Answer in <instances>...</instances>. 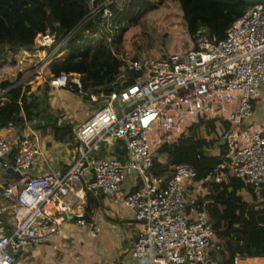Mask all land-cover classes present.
Wrapping results in <instances>:
<instances>
[{"label":"built area","instance_id":"obj_1","mask_svg":"<svg viewBox=\"0 0 264 264\" xmlns=\"http://www.w3.org/2000/svg\"><path fill=\"white\" fill-rule=\"evenodd\" d=\"M113 4V0L99 4L90 0L86 22L109 21ZM70 36L59 41L57 32L40 33L35 47L42 59L34 62L32 76L40 63H53L67 54ZM196 42L198 50L187 53L126 61L113 83L121 89L110 95L83 92L80 74L50 75L46 82L51 89L74 85L99 105L85 123L73 127L76 145L63 176L32 175L39 155L36 140L20 135L14 122L3 128L14 134L0 137V202L10 204L15 222L10 231L0 219V264H20L23 253L50 241L64 222L89 225L78 210L85 203V192L111 196L135 212L141 230L132 248L134 259L145 264L220 263L224 241L213 227L214 200L208 198L209 192L235 178L244 182L246 188L239 194L248 193L251 198L246 202L256 211L264 200V120L254 119L264 93V4L251 6L231 25L225 39L200 30ZM128 72L139 74L130 84ZM0 102H8L4 93ZM208 121L220 127L227 122L231 129L220 139L214 137L224 149L219 164L205 178L199 180L190 164L170 166L164 175L154 173V159L163 146L178 144L192 129L201 138L199 130ZM37 124L36 118L24 116V126ZM115 141L125 143V162L99 156L104 144ZM13 146L9 167L21 178L4 181L5 160ZM130 172L139 185L127 192L123 184ZM91 233L96 236L98 227L92 226Z\"/></svg>","mask_w":264,"mask_h":264},{"label":"trees","instance_id":"obj_2","mask_svg":"<svg viewBox=\"0 0 264 264\" xmlns=\"http://www.w3.org/2000/svg\"><path fill=\"white\" fill-rule=\"evenodd\" d=\"M89 1L0 0V95L4 93L8 98L5 104L1 105L0 102V130L10 122L19 128L24 127V116L39 120L40 111H44L42 105L48 101V96H39L33 86L21 83L23 56L37 51L35 40L42 32H57L59 41L71 35L67 41V54L52 64L51 72L54 76L63 73L82 75L83 92L88 94L110 95L121 89L113 83L121 74L120 68L126 60L108 57L103 62L94 61L97 57L95 52L104 51V48H94L87 43L95 38L92 35H95L98 28L92 20L86 22L91 11ZM104 1L94 0L97 4ZM120 1L113 0L114 14L117 12L115 2L118 4ZM250 8L242 0H160L156 4L150 3L142 16L152 45L159 54V57L152 59L161 60L198 50L196 34L200 30H205L207 35L217 37L218 40L225 39L231 25ZM86 31H91L89 39L85 41L78 38L81 32L85 34ZM122 32L124 37L129 31ZM144 59L132 57L129 60ZM138 76L137 73L128 72V83H133ZM71 86L73 92L82 94L77 87ZM57 124L58 118L51 128L55 139L64 140L66 136L73 135L71 127L59 128ZM202 124L219 139L225 131L231 129L227 122L222 123V127L216 121ZM214 144V140L196 137L192 129L178 144L165 145L159 150L154 159L153 171L164 175L169 172L170 166L190 164L197 171V178L203 179L220 162V155L210 151ZM219 147L222 153L224 146L221 144ZM104 154L101 151L99 156L105 157ZM126 155L125 143L117 141L114 156L125 162ZM244 188L246 186L243 181L232 178L228 184L215 185L208 194V198L214 200L210 209L214 230L217 237L224 241L219 264H242V260L248 258L254 260L244 264H256L262 259L255 258H264V200L256 211L239 195V191ZM248 189L253 192L251 188Z\"/></svg>","mask_w":264,"mask_h":264},{"label":"crops","instance_id":"obj_3","mask_svg":"<svg viewBox=\"0 0 264 264\" xmlns=\"http://www.w3.org/2000/svg\"><path fill=\"white\" fill-rule=\"evenodd\" d=\"M25 55L26 58L21 65L23 72L21 83L25 86H33L39 96L46 94L48 101L42 105L44 111H40L39 120L36 118L38 124L20 127L17 132L20 135L31 137L38 144L39 155L36 156L31 168L32 175L63 176L71 166L76 140L73 135L66 136L64 140L55 139L51 130L53 122L58 118L57 127L66 128L68 126L73 129L85 123L96 112V109L88 112L69 111V109L72 110L71 103L77 105L83 100L75 98L70 87L51 89L47 85V79L53 75L51 72L53 63H40V70L37 68L36 74L32 76L31 73L35 69L34 62H39L38 57L31 56L30 53H25ZM52 91L57 94V99L61 102L54 98L49 99ZM254 119L264 120V113L262 115L258 113V105ZM199 133L202 139L215 141L210 151L217 156L220 155L221 143L219 139H214L216 135L209 133L207 127L200 129ZM13 134L12 131L0 130V137L10 138ZM116 143L117 141L110 146L104 144L102 146V154L105 153L103 156L116 157L114 156ZM13 154L10 153L5 160L8 167L13 162ZM138 185L135 174L130 172L123 184V189L132 192ZM85 193V203L78 210L84 214L89 225L80 226L75 222H64L59 233L50 241L36 245L29 252L23 253L19 258L20 264H145L132 256V248L141 230L135 218V212L123 203L115 202L111 196ZM4 207L5 210L2 211ZM51 211L56 214L55 205L51 207ZM0 219L10 231L13 229L14 213L12 207L6 202H0ZM92 226H97L99 229L96 236L91 233ZM255 259L264 260V258ZM248 260L254 259H244L241 263Z\"/></svg>","mask_w":264,"mask_h":264},{"label":"rangeland","instance_id":"obj_4","mask_svg":"<svg viewBox=\"0 0 264 264\" xmlns=\"http://www.w3.org/2000/svg\"><path fill=\"white\" fill-rule=\"evenodd\" d=\"M159 1L160 0H121L118 4L115 2L114 8L117 10V12L114 14V17L108 22H97L96 24L98 25V28L94 32L95 35H92L95 38L87 41V43L92 45L94 48H104V51L102 50L95 52L97 57L94 58V61L99 60L98 62H103L105 59H108V57L126 61L132 57H159V54H157L152 45V41L147 32V27L142 16L149 8L150 3L156 4ZM125 30H128L129 32L123 37L122 31ZM90 36L91 31H86L85 34L84 32H81L78 38H82L86 41ZM30 54L31 56L36 55V57H38L37 61L42 59L37 51ZM25 58L26 55L24 54L22 62L25 60ZM44 71H46V69ZM52 92L51 95L49 94V99L54 98L56 101L61 102V100L57 99V94ZM73 93L75 98L83 100V102L77 103V105L71 103L70 108L72 110L69 109V111L88 112L98 108L99 105L87 101L88 99L86 94ZM73 107L74 109L76 107V110H74ZM258 113L260 115L264 113V95L258 103ZM243 198L245 201H248L251 196L246 193ZM244 263L245 262L242 264Z\"/></svg>","mask_w":264,"mask_h":264},{"label":"water","instance_id":"obj_5","mask_svg":"<svg viewBox=\"0 0 264 264\" xmlns=\"http://www.w3.org/2000/svg\"><path fill=\"white\" fill-rule=\"evenodd\" d=\"M243 2H245L247 5L254 6V5H258V4H264V0H242ZM16 151V146H13L11 153H15ZM6 168V166H5ZM21 178V175L14 171V169L12 167H8L7 168V172L6 173H2V179L4 181H16L19 180Z\"/></svg>","mask_w":264,"mask_h":264},{"label":"bare ground","instance_id":"obj_6","mask_svg":"<svg viewBox=\"0 0 264 264\" xmlns=\"http://www.w3.org/2000/svg\"><path fill=\"white\" fill-rule=\"evenodd\" d=\"M256 264H264V260H262V261H257Z\"/></svg>","mask_w":264,"mask_h":264}]
</instances>
